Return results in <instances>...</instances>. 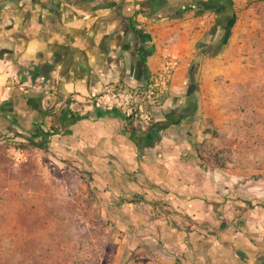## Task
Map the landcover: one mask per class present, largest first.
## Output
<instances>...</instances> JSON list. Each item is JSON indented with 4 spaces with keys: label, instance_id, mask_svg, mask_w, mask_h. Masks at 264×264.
<instances>
[{
    "label": "crops",
    "instance_id": "0c3cea01",
    "mask_svg": "<svg viewBox=\"0 0 264 264\" xmlns=\"http://www.w3.org/2000/svg\"><path fill=\"white\" fill-rule=\"evenodd\" d=\"M263 7L0 0V142L37 143L80 174L121 230L126 264H264V69L238 59L235 41L239 13ZM168 65L149 124L96 105L108 86L140 90Z\"/></svg>",
    "mask_w": 264,
    "mask_h": 264
},
{
    "label": "rangeland",
    "instance_id": "374dc122",
    "mask_svg": "<svg viewBox=\"0 0 264 264\" xmlns=\"http://www.w3.org/2000/svg\"><path fill=\"white\" fill-rule=\"evenodd\" d=\"M253 13H239L235 41L238 59L248 56L252 70L259 71L264 69V7ZM256 78L255 91L264 90L261 75ZM233 88L243 91L242 85ZM257 97L254 103H261ZM220 151L229 150L215 157ZM84 182L42 147L24 151L0 142V264L129 262L121 254V230L108 224Z\"/></svg>",
    "mask_w": 264,
    "mask_h": 264
},
{
    "label": "built area",
    "instance_id": "2783aa9c",
    "mask_svg": "<svg viewBox=\"0 0 264 264\" xmlns=\"http://www.w3.org/2000/svg\"><path fill=\"white\" fill-rule=\"evenodd\" d=\"M173 69L172 66H166L140 90L110 85L96 97L95 103L102 111L118 112L128 121L149 124L153 119L154 109L167 91Z\"/></svg>",
    "mask_w": 264,
    "mask_h": 264
},
{
    "label": "trees",
    "instance_id": "16d2710c",
    "mask_svg": "<svg viewBox=\"0 0 264 264\" xmlns=\"http://www.w3.org/2000/svg\"><path fill=\"white\" fill-rule=\"evenodd\" d=\"M10 144H12V146L16 149V150H27L28 148H39L40 146L37 143H33V142H21V141H10L8 142ZM226 153L228 154V158L225 159L223 154ZM232 161L231 156H230V152L228 151H220L217 153V156L215 157V162L216 164L223 168L225 167L228 163H230Z\"/></svg>",
    "mask_w": 264,
    "mask_h": 264
}]
</instances>
